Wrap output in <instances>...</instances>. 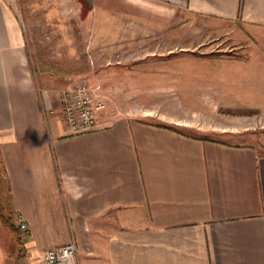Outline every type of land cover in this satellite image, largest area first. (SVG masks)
I'll list each match as a JSON object with an SVG mask.
<instances>
[{
    "label": "crops",
    "instance_id": "obj_1",
    "mask_svg": "<svg viewBox=\"0 0 264 264\" xmlns=\"http://www.w3.org/2000/svg\"><path fill=\"white\" fill-rule=\"evenodd\" d=\"M19 1L0 0V204L29 234L0 221V264H39L71 240L80 264H264L260 146L127 116L67 133L57 91L33 75ZM91 12L103 54L123 24L176 13L241 28L264 46V0H92Z\"/></svg>",
    "mask_w": 264,
    "mask_h": 264
},
{
    "label": "rangeland",
    "instance_id": "obj_2",
    "mask_svg": "<svg viewBox=\"0 0 264 264\" xmlns=\"http://www.w3.org/2000/svg\"><path fill=\"white\" fill-rule=\"evenodd\" d=\"M91 10L92 0L19 1L38 87L58 92L85 83L104 101L100 115L253 142L264 152V46L255 38L176 13L159 25L123 24L124 36L103 54L93 43Z\"/></svg>",
    "mask_w": 264,
    "mask_h": 264
},
{
    "label": "built area",
    "instance_id": "obj_3",
    "mask_svg": "<svg viewBox=\"0 0 264 264\" xmlns=\"http://www.w3.org/2000/svg\"><path fill=\"white\" fill-rule=\"evenodd\" d=\"M61 107V119L69 134L93 131L104 109V101L93 93L85 83L72 84L57 92ZM16 228L23 236L29 234L28 226L21 215L15 216ZM39 264H80L74 240L52 247L43 252Z\"/></svg>",
    "mask_w": 264,
    "mask_h": 264
},
{
    "label": "trees",
    "instance_id": "obj_4",
    "mask_svg": "<svg viewBox=\"0 0 264 264\" xmlns=\"http://www.w3.org/2000/svg\"><path fill=\"white\" fill-rule=\"evenodd\" d=\"M88 10H89L88 6L85 7V5L82 4V14H85ZM0 221L3 224H5L17 237V229L14 227V225L11 222V216L8 213L6 214L5 209L1 204H0Z\"/></svg>",
    "mask_w": 264,
    "mask_h": 264
}]
</instances>
